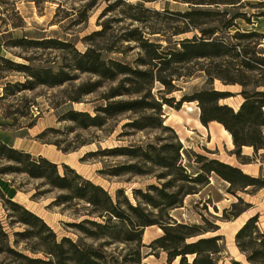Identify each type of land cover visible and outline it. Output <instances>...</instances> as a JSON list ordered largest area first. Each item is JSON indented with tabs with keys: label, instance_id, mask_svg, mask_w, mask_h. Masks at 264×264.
<instances>
[{
	"label": "rangeland",
	"instance_id": "obj_1",
	"mask_svg": "<svg viewBox=\"0 0 264 264\" xmlns=\"http://www.w3.org/2000/svg\"><path fill=\"white\" fill-rule=\"evenodd\" d=\"M1 2L3 5L0 4V11L4 12L5 24L0 22V40H3L2 55L0 56L19 64L35 67L47 65L54 70L61 64L67 66L68 63L70 65L65 53L60 51L41 53L34 50L22 51L18 48L5 49L4 47L6 41L29 37L64 41L72 44L80 53L88 47H92L100 52L101 58L107 64L109 61H118L131 68H136V62L142 56V52L135 42L124 40L131 36L129 32L134 29L142 32L149 42L162 47H174L177 41L184 38L200 37V30H214L213 37L224 38L233 44L240 42L242 45H248L257 52V57L263 56L264 53V40L260 41L258 37L241 41L232 38V35L237 31L264 35V17H261V14L264 13V0H241V6H221L218 9L206 6L203 10L227 12L226 20L233 16H240V18L233 21L235 26L226 30L220 29L219 25L212 21L201 25L199 29L180 35L174 34L184 30L187 26L170 13H183L189 10L188 5L182 3L181 0H38L37 5L32 0H1ZM126 3L142 6L148 11L132 8ZM11 8H14L22 18L23 29L12 28L11 24L18 21ZM154 12H158V14ZM130 18L139 21H132ZM94 33L95 35H93ZM24 58L32 61H26ZM215 63L217 62L212 60H198L173 67V70L177 74H182L183 77L174 81L173 87H164L158 82H154L150 93L152 98L158 102H162L161 98L177 102L181 98L188 100V97L196 92L214 89L229 92L231 97L219 101V104L227 105L236 111L243 100L239 95L243 88L239 84L224 85L217 79L208 82L205 71L217 72L214 68ZM241 74L239 73V75ZM71 76H73V80L61 86L52 88L38 86L33 90H24L13 96H6L0 101V131L5 134L7 142L16 147L14 149L23 150L34 157L41 156L36 155L41 152L44 155V157L41 156L42 158L52 163L55 162L59 174L63 173L62 166L65 165L84 180L101 187L113 201L116 199V191L121 189L130 204H140L146 210L148 208L142 204L139 196L132 194V190H140L144 193L146 186H159V183L151 176L133 175L126 172H122L118 176L114 175L123 166L130 164L140 166L138 160L114 152L118 148L141 147L144 149L149 144L155 146L170 143L179 144L181 147L179 151L180 164L189 170V172L186 171L189 175L198 172L203 163V161L199 162L198 156L206 160L219 159L222 162L234 163L235 156L232 157L230 155L232 152L229 151L231 150L227 139L229 136L222 130L221 125L217 126L218 123L211 122L213 124L209 125L211 128V132H209L208 126L203 129L198 124L200 108L196 101L183 102L178 110L165 104L161 106L160 118L163 121V126L170 128L171 131L137 130L133 126H129L134 120L150 116V111L126 112L105 118L100 127L83 128L82 124L64 120L66 119L65 114L69 111L87 113L90 117H94L97 115V109L104 107L107 102L130 101L137 98V95L130 94L133 91L131 84L123 81L124 78H132L131 76H118L113 81L103 80L78 71L72 72ZM245 76H247L244 80L248 84L247 90L252 91L251 84L259 78L258 72L245 73ZM237 78L240 80V77ZM27 79L30 80L22 73L9 72L1 67L0 97L3 96V88L6 85L24 83ZM92 83H98V87L94 88L91 93L82 95L80 88ZM116 89L120 92H126L127 89L129 95L107 100L106 98ZM146 101L152 102V99L148 98ZM31 124H34L33 127H29ZM252 151L251 148L244 149L242 153L253 159ZM251 163L255 164V166L252 164L255 169L259 167L264 170L258 159L252 160ZM6 165V162H0V167ZM142 168L145 169V167ZM241 168L250 172V167L241 166ZM154 172L156 175L160 171L155 169ZM262 174L264 175V171ZM208 181L215 190L221 192L225 199L215 205L217 213L214 212L211 202L206 199L203 201L207 194L212 195L208 193L209 188H207L198 197L187 196L182 207L170 210L169 214L174 220L188 224L201 223L200 215L208 222L215 223L220 228L215 234H219L223 238L220 242L221 253L214 257L216 264H231L232 260L247 264L245 256L240 254L235 246L234 236L238 226L245 218L254 213L259 215L257 227L260 232L264 233V188L261 190L248 188L245 193L237 192L244 202L251 203V207L237 220L224 221L220 219L222 210L229 209L230 205L237 200L227 192L226 189L229 185L217 176L210 174ZM1 194L4 198L12 199V202L41 218L56 235L57 240L64 237L78 243L82 238L81 234L69 225L83 219L80 216L85 206L82 202L73 201L60 204L55 200L66 194L64 191L50 189L44 185L42 180L31 179L25 174L13 173L0 175V221L9 235L10 243L14 239L13 233L23 232L25 227L13 223H11L13 224L11 227L8 226L14 218H8L13 214L3 204ZM213 198L216 199L215 194ZM118 199L122 202L121 196ZM204 205L207 210L203 209ZM230 214L227 215L230 216ZM96 220L101 222L100 219ZM161 235L162 232H158L157 227L147 228L144 231L142 244L147 245ZM36 242V239L21 241L18 249L23 251L26 244L29 246ZM100 242L102 241L83 240V243L96 247ZM130 248H132L131 245L119 243L103 246L101 251L113 256L114 260L111 264H120L123 256H127V260L134 259L133 253L129 251ZM146 253L147 249L142 248L141 255L144 257ZM23 254L31 258L47 260L40 253L33 255L23 251ZM191 259L188 257L189 261ZM142 263L166 264V255L160 250H156L155 256L143 258ZM0 264L20 263L6 254H0Z\"/></svg>",
	"mask_w": 264,
	"mask_h": 264
},
{
	"label": "trees",
	"instance_id": "obj_2",
	"mask_svg": "<svg viewBox=\"0 0 264 264\" xmlns=\"http://www.w3.org/2000/svg\"><path fill=\"white\" fill-rule=\"evenodd\" d=\"M32 1L36 5L39 3L38 0ZM181 2L188 5V11L168 13L175 15L179 22L187 27L174 35L199 29L201 25L212 21H215L220 29L226 30L235 26L233 21L240 18V16H233L226 20L227 12L203 10V8L206 6L216 9L221 6H241V0H181ZM0 4L3 5L1 0ZM126 5L128 4L126 3ZM128 6L148 11L138 5ZM11 11L16 14L18 21L11 24L12 28L23 29L22 18L14 8H11ZM154 13L158 14V12ZM3 14L4 12L0 11V22L5 24ZM261 17H264V13L261 14ZM130 19L139 21L135 18ZM200 32V37L184 38L177 41L174 47H162L149 42V39L137 29L130 31L129 35L131 36L124 40L135 42L142 52V56L136 62V68H131L118 61H109L107 64L101 58L100 52L92 47H88L80 53L72 44L56 39L23 37L6 41L5 49L18 48L22 51L34 50L41 53L63 52L70 65L68 63L67 66L61 64L54 70L47 65L35 67L19 64L0 56V70L2 67L9 72L22 73L30 79L24 83L6 85L3 88L4 94L0 97V101L6 96H13L24 90H33L38 86L48 88L61 86L73 80L71 73L74 71L88 73L109 81L115 80L118 76H131L132 78H124L123 81L131 84L133 91L130 94L137 95L136 99L107 102L104 107L97 109V115L94 117H90L87 113L69 111L65 114L66 119L64 120L82 124L83 128L100 127L105 118L126 112L150 111V116L134 120L129 126H133L137 130L171 131L170 128L163 126V121L160 118L161 106L165 104L178 110L183 102L196 101L200 108V124L204 127L211 122L220 124L230 135L233 145L232 155L240 164H250L252 160L258 159L264 165V53L263 56L257 57V52L248 45H242L240 42L233 44L224 38L213 37L214 30H200ZM252 37H258L260 41L264 40V35L255 32L240 33L237 31L232 35V38L239 41ZM198 60L217 62L214 67L217 72L205 71L208 82L217 79L224 85L239 84L243 88L239 92L243 100L236 111L227 105L219 104V101L231 97L230 93L214 89L196 92L188 97V100L181 98L177 102L163 98H161L162 102H158L152 98L150 93L154 82H158L164 87H173L172 83L183 77L182 74H177L173 67ZM255 71L258 72L259 78L251 84L253 90L248 91V84L244 82L245 77L247 78L245 73ZM239 73L242 74L239 75ZM237 77H240V80ZM96 87H98V83L86 85L80 88L81 93L82 95L89 94ZM125 91L120 92L116 89L106 99L129 95L128 90ZM148 98H151L152 102H147ZM33 125L31 124L29 127H33ZM243 147L253 150V159L242 156ZM180 149L179 144L170 143L160 146L149 144L144 149L141 147L118 148L114 151L138 160V164L141 166L136 164L123 166L114 175L118 176L122 172H126L133 175L151 176L159 183V186H146L144 193L140 190H132V194L139 196L142 204L148 208L146 210L140 204H130L121 189L116 191V199L113 201L101 187L84 180L67 166L63 165V173L59 174L57 165L49 160L41 156L34 157L30 153L14 149L0 141V162L7 163L6 166L0 167V175L25 174L31 179L44 181V185L50 189L64 191L66 194L55 200L60 204L77 201L85 205L80 214L83 219L78 223L69 224L82 236L79 242L75 243L64 237L57 240L56 235L41 218L21 205L4 198L1 194L3 204L13 214L8 218H14L8 226L20 224L25 227V230L14 232V239L10 243L9 235L0 221V254H6L19 261L20 264H111L114 260L113 256L102 252L101 248L122 243L132 246L129 251L133 253L134 259L127 260V256H123L120 264H143L142 259L155 256L156 250L165 253L166 264H216L214 257L221 253L220 242L223 240L222 236L215 234L219 231V226L208 222L201 215L199 224L178 222L170 216V210L182 207L187 196H199L204 189L209 188L208 193L212 195L207 194L203 201L206 199L211 202L214 212L217 213L214 203L221 201L222 196L208 181V176L213 174L229 185L226 189L227 192L237 200L230 205L229 209L222 210L220 219L235 220L251 207L237 192L245 193L248 188L261 190L264 188V179L252 177L239 168L219 160H206L200 156L197 159L203 163L198 172L189 175L187 174L189 170L180 164ZM155 169L160 171L156 175H154ZM214 194L216 199L213 198ZM119 196L122 197V202L119 201ZM203 209L207 210L206 205L203 206ZM229 213H231L230 216L227 215ZM258 218L259 215L255 214L247 219L234 236L235 246L239 253L245 256L247 264H264V233L260 232L257 227ZM96 219H100L101 222ZM151 227H157L162 235L147 245H143L144 231ZM209 234L212 235L208 236ZM33 239H36L37 242L29 246L26 244L23 251L33 255L40 253L47 259L46 261L28 257L18 249L21 241H32ZM84 239L102 242L96 247L83 243ZM142 248L147 249L144 257L141 255ZM188 257L192 258L191 261L188 260ZM231 264L242 263L232 260Z\"/></svg>",
	"mask_w": 264,
	"mask_h": 264
},
{
	"label": "crops",
	"instance_id": "obj_3",
	"mask_svg": "<svg viewBox=\"0 0 264 264\" xmlns=\"http://www.w3.org/2000/svg\"><path fill=\"white\" fill-rule=\"evenodd\" d=\"M2 43H3V40L1 41L0 40V55H2L1 54V45H2ZM198 124L200 125V127L201 128H203V129H205V127L204 126H202L201 124H200V122H199V120H198ZM210 124H213V123H209L206 127L209 129V132H211V128H210ZM217 126L219 125V124H216ZM220 126V125H219ZM221 128H222V130L225 132V130L223 129V127L222 126H220ZM216 129H218V128H216ZM20 130V129H19ZM200 131V130H199ZM226 134H228L227 132H225ZM228 136H229V138H227L228 139V144H229V146H230V149L231 150H229V151H233L232 149H233V145H232V141H231V138H230V135L228 134ZM0 141H2L3 143H6V144H8L9 146H11V147H13V148H16L15 146H13V144H9L8 142H7V138H6V136H5V134H3V132L2 131H0ZM244 149H250V148H248V147H243L242 148V150H244ZM242 150H241V154L243 155V156H246V157H251V156H248V155H244L243 153H242ZM251 151H252V149H251ZM252 153H253V151H252ZM36 155H41V156H43L44 157V155L41 153V152H39V153H37ZM232 157L234 156V155H232V153L230 154ZM231 159V158H230ZM217 160H219V159H217ZM219 161H221V160H219ZM222 162V161H221ZM53 163H55V162H53ZM223 163H226V164H228V165H231V166H233V167H237V168H239L241 171H243L245 174H248V175H250V176H252V177H257V176H260V177H263L264 178V175L262 174V172L264 171V170H262V169H259V167L257 168V169H255L254 168V166H255V164L254 163H250V164H245V165H242V164H239L238 163V161H237V159H236V157H235V159H234V163L233 162H223ZM252 164L254 165V166H252ZM261 165V164H260ZM260 165H258V166H260ZM241 166H247V167H250L249 169H250V172H246V171H244V170H242V168H241ZM257 166V165H256ZM262 166L264 167V165L262 164ZM252 171H255V172H252ZM260 174V175H259ZM219 194L222 196V194H221V192H219ZM194 197H198V195H193ZM12 200V199H11ZM199 200V199H198ZM225 199L223 198V196H222V199H221V201H219V202H217V203H214V205H217V204H219V203H221V202H223ZM248 204H250L251 205V203L249 202ZM225 209V208H224ZM248 211V210H247ZM246 212H244L242 215H244ZM255 214H257V213H254V214H252V215H250V216H248L247 218H245V220L238 226V228H237V231H238V229L247 221V219H249L250 217H252L253 215H255ZM242 215H240V216H242ZM239 216V217H240ZM238 217V218H239ZM237 218V219H238ZM237 219H235V220H237ZM236 233V232H235ZM217 235H219V234H217ZM237 261V260H236Z\"/></svg>",
	"mask_w": 264,
	"mask_h": 264
},
{
	"label": "bare ground",
	"instance_id": "obj_4",
	"mask_svg": "<svg viewBox=\"0 0 264 264\" xmlns=\"http://www.w3.org/2000/svg\"><path fill=\"white\" fill-rule=\"evenodd\" d=\"M158 232H161L159 229H157ZM143 237H144V234H143Z\"/></svg>",
	"mask_w": 264,
	"mask_h": 264
}]
</instances>
